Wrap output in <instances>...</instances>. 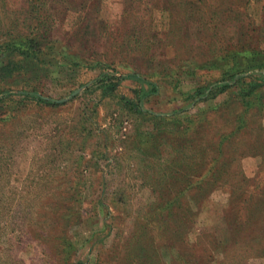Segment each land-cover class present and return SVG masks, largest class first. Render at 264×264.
<instances>
[{"label": "rangeland", "instance_id": "1", "mask_svg": "<svg viewBox=\"0 0 264 264\" xmlns=\"http://www.w3.org/2000/svg\"><path fill=\"white\" fill-rule=\"evenodd\" d=\"M29 33L0 264H264V0H0V41Z\"/></svg>", "mask_w": 264, "mask_h": 264}, {"label": "trees", "instance_id": "2", "mask_svg": "<svg viewBox=\"0 0 264 264\" xmlns=\"http://www.w3.org/2000/svg\"><path fill=\"white\" fill-rule=\"evenodd\" d=\"M43 35H33V33H29L18 41L5 40L0 41V94L5 93L7 91L6 85L14 78V75L20 71L23 66H26L27 63L34 66V68L38 67L41 64H46L47 60H43L42 56H40L44 52ZM42 39V40H40ZM258 57V56H256ZM255 56H248L244 59V61L240 62V66L243 72H249L252 70L263 69L264 70V59L261 62L260 60H254ZM243 59V58H242ZM228 74V73H227ZM34 83H30L32 86ZM37 86V85H36ZM30 88V87H29ZM117 86L112 87L111 90H115ZM36 93L35 86L31 89ZM8 92V91H7ZM30 91L21 92V94H28ZM5 96V95H4ZM0 98V107L6 102L5 97ZM37 102L41 104H50L52 106L60 105V101L53 100L51 102H46L43 98L39 97L35 99ZM64 250L68 249V245L66 242H62Z\"/></svg>", "mask_w": 264, "mask_h": 264}]
</instances>
